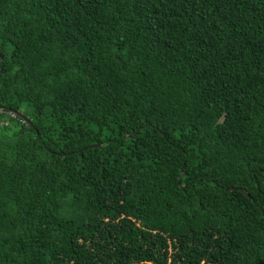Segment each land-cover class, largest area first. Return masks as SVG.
Returning <instances> with one entry per match:
<instances>
[{
    "label": "trees",
    "instance_id": "1",
    "mask_svg": "<svg viewBox=\"0 0 264 264\" xmlns=\"http://www.w3.org/2000/svg\"><path fill=\"white\" fill-rule=\"evenodd\" d=\"M0 106V264H264V0H0Z\"/></svg>",
    "mask_w": 264,
    "mask_h": 264
},
{
    "label": "water",
    "instance_id": "2",
    "mask_svg": "<svg viewBox=\"0 0 264 264\" xmlns=\"http://www.w3.org/2000/svg\"><path fill=\"white\" fill-rule=\"evenodd\" d=\"M1 107H2V106H0V108H1ZM15 114H18V115H20L21 117H25V118H27L26 115L23 114V113H21V112H18V113H15ZM98 146H101V144H91V145H90L91 148H95V147H98ZM184 174H185V172H184V170H183V168H182V169H181L180 178H182V177L184 176Z\"/></svg>",
    "mask_w": 264,
    "mask_h": 264
}]
</instances>
